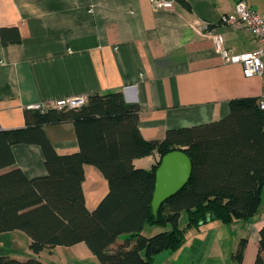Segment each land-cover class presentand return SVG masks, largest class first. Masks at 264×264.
<instances>
[{"label": "crops", "instance_id": "1", "mask_svg": "<svg viewBox=\"0 0 264 264\" xmlns=\"http://www.w3.org/2000/svg\"><path fill=\"white\" fill-rule=\"evenodd\" d=\"M239 1L186 0L189 8L172 1L169 9H154L152 0H0V129H25L30 105L121 92L126 103L139 108L142 138L161 141L170 130L220 122L229 115L232 100L264 103V76L246 78L241 64L225 62L211 36L194 29L195 22L208 23L232 54L257 50L248 30L220 22ZM244 1L264 16V0ZM42 129L58 155L79 151L73 122ZM11 149L15 167L26 177L47 174L40 146L14 144ZM154 157L136 159L134 167L148 170ZM83 173L85 206L94 211L108 194V181L90 164ZM260 197L249 221L209 223L189 231L179 249L161 252L155 264H255L264 226V185ZM159 228L145 227L142 234ZM126 239L119 236L111 249ZM20 240L29 246L23 232L0 235V245H8L2 252L8 255L2 256L100 264L84 243L39 255L26 247L30 255L17 247Z\"/></svg>", "mask_w": 264, "mask_h": 264}, {"label": "trees", "instance_id": "2", "mask_svg": "<svg viewBox=\"0 0 264 264\" xmlns=\"http://www.w3.org/2000/svg\"><path fill=\"white\" fill-rule=\"evenodd\" d=\"M172 1L189 8L186 0ZM138 115L137 105L110 92L90 95L78 110L28 111L25 129H0V235L23 232L35 255L84 243L100 264H155L161 252L179 249L189 231L256 214L264 185V110L257 98L232 100L220 122L170 130L161 141L142 138ZM62 122L74 123L77 153L58 155L43 132ZM14 144L40 146L47 174L30 179L15 167ZM172 151L190 159L191 176L154 215L155 172ZM149 156H155L150 169L134 167V160ZM85 164L108 181V194L94 211L87 210L82 191ZM182 215L186 225L180 228ZM148 226L169 229L145 237ZM121 235L128 239L111 249ZM259 236L255 264H264V226ZM240 255L241 245L235 257ZM0 264L45 263L0 256Z\"/></svg>", "mask_w": 264, "mask_h": 264}, {"label": "built area", "instance_id": "3", "mask_svg": "<svg viewBox=\"0 0 264 264\" xmlns=\"http://www.w3.org/2000/svg\"><path fill=\"white\" fill-rule=\"evenodd\" d=\"M154 9H169L173 6L171 0H152ZM221 24L235 28L248 30L259 44V48L252 52L232 54L223 47L221 35L213 32L206 22H195L194 29L201 34H209L213 39L216 51L222 56L225 62L241 64L246 78L264 76V16L258 15L244 0L239 1L233 12L223 15ZM87 102L85 97L66 98L53 100L45 103H38L27 107L29 111L46 114L49 111L65 112L78 110ZM264 110V103L260 104Z\"/></svg>", "mask_w": 264, "mask_h": 264}, {"label": "water", "instance_id": "4", "mask_svg": "<svg viewBox=\"0 0 264 264\" xmlns=\"http://www.w3.org/2000/svg\"><path fill=\"white\" fill-rule=\"evenodd\" d=\"M192 165L182 151L166 154L155 172V189L152 199L154 215L161 204L176 195L188 182Z\"/></svg>", "mask_w": 264, "mask_h": 264}, {"label": "rangeland", "instance_id": "5", "mask_svg": "<svg viewBox=\"0 0 264 264\" xmlns=\"http://www.w3.org/2000/svg\"><path fill=\"white\" fill-rule=\"evenodd\" d=\"M186 223V218H185V216L184 215H182V217H181V219H180V221H179V226H180V228L181 227H183V225ZM149 227V226H148ZM150 228H154V227H150ZM169 229V227H167V228H159L158 230H157V232H150V231H146L145 232V237H151V236H154L155 234H157L158 232H162V231H167ZM26 238H28L27 237V235H26ZM17 247L20 249V251L21 252H25L26 254H28L29 253V251L27 252L26 250H27V248L26 247H28V245L26 244V243H24V241H21L20 240V242L18 243V245H17ZM3 251H5V252H7L8 251V245L4 242V243H2L1 245H0V256H2V255H8V254H2V252ZM30 255H31V253H29ZM33 256V255H32ZM24 257H26V256H24ZM28 260V259H27ZM38 260H40L41 262L42 261H45V260H43L42 259V256L40 257V259H38ZM53 264H64V261L61 259V260H59V261H56V260H53ZM69 264H71V263H69Z\"/></svg>", "mask_w": 264, "mask_h": 264}]
</instances>
